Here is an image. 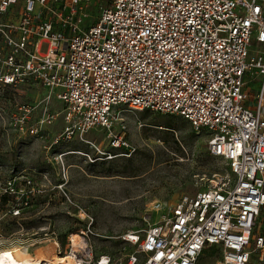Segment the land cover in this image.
<instances>
[{
  "label": "built area",
  "instance_id": "obj_1",
  "mask_svg": "<svg viewBox=\"0 0 264 264\" xmlns=\"http://www.w3.org/2000/svg\"><path fill=\"white\" fill-rule=\"evenodd\" d=\"M31 85L63 105L62 141L112 133L120 111L175 115L225 165L202 191L152 202L145 228L123 236L134 247L125 260L97 257L87 217L77 240L57 243L61 263L38 264H199L206 251L215 264L263 259L264 0H0V88ZM3 195L35 191L13 177Z\"/></svg>",
  "mask_w": 264,
  "mask_h": 264
},
{
  "label": "rangeland",
  "instance_id": "obj_2",
  "mask_svg": "<svg viewBox=\"0 0 264 264\" xmlns=\"http://www.w3.org/2000/svg\"><path fill=\"white\" fill-rule=\"evenodd\" d=\"M46 95L37 85L0 88L1 185L26 177L35 191L34 197L20 196L0 212V251L23 248L43 234L50 242L26 253L43 250L51 240L61 247L89 217L97 257L123 261L134 249L123 236L145 228L152 202L174 205L205 189L225 168L220 158L208 154L205 134L194 133L175 115L120 111L112 133L95 129L82 139L62 141L64 107ZM251 106L249 101L247 108ZM52 115V122L41 125ZM32 126L37 133L31 134ZM117 139L124 145L115 148L112 141ZM10 207L20 210L18 217ZM260 255L254 252L248 264H264V253L262 260ZM217 259L206 251L199 264Z\"/></svg>",
  "mask_w": 264,
  "mask_h": 264
},
{
  "label": "bare ground",
  "instance_id": "obj_3",
  "mask_svg": "<svg viewBox=\"0 0 264 264\" xmlns=\"http://www.w3.org/2000/svg\"><path fill=\"white\" fill-rule=\"evenodd\" d=\"M72 238L77 240L75 234L72 235ZM57 246V242L51 240L47 247L35 251V253H26L24 248L19 249L18 247L4 249L0 251V264H38L40 261L61 263L55 254Z\"/></svg>",
  "mask_w": 264,
  "mask_h": 264
},
{
  "label": "trees",
  "instance_id": "obj_4",
  "mask_svg": "<svg viewBox=\"0 0 264 264\" xmlns=\"http://www.w3.org/2000/svg\"><path fill=\"white\" fill-rule=\"evenodd\" d=\"M170 116V115H169ZM166 129L167 130H169V131H172V130H174V128L173 127H166ZM12 203L13 202V200H12V198L10 197V196H7V195H3L2 197H1V199H0V212L3 210V207L5 206V205H7L8 203Z\"/></svg>",
  "mask_w": 264,
  "mask_h": 264
}]
</instances>
